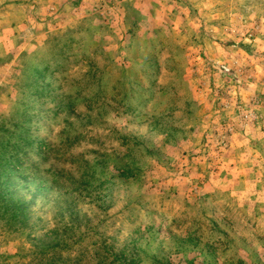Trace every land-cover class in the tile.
Here are the masks:
<instances>
[{
    "label": "clouds",
    "instance_id": "9594fccd",
    "mask_svg": "<svg viewBox=\"0 0 264 264\" xmlns=\"http://www.w3.org/2000/svg\"><path fill=\"white\" fill-rule=\"evenodd\" d=\"M0 264H264V0H0Z\"/></svg>",
    "mask_w": 264,
    "mask_h": 264
}]
</instances>
